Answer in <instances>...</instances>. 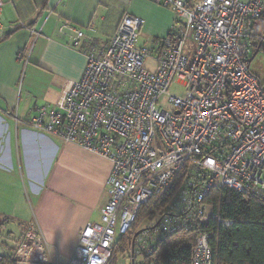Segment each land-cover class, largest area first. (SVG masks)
I'll return each mask as SVG.
<instances>
[{
  "label": "built area",
  "instance_id": "2783aa9c",
  "mask_svg": "<svg viewBox=\"0 0 264 264\" xmlns=\"http://www.w3.org/2000/svg\"><path fill=\"white\" fill-rule=\"evenodd\" d=\"M153 1L177 19L157 52L140 42L145 19L126 14L101 51L91 48L58 108L40 106L32 117L35 127L112 163L100 221L85 225L67 264H107L141 206L173 186L181 171L187 188L180 185L167 207L187 219L220 218L205 202L214 185L264 199V82L251 70L253 54L264 52V0ZM65 28L75 40L85 36L71 21L59 29ZM178 84L182 93H170ZM187 221L166 213L156 225L172 232ZM155 237L143 232L133 250L150 252ZM15 252L19 264H59L36 222ZM212 263L203 233L192 264Z\"/></svg>",
  "mask_w": 264,
  "mask_h": 264
},
{
  "label": "crops",
  "instance_id": "0c3cea01",
  "mask_svg": "<svg viewBox=\"0 0 264 264\" xmlns=\"http://www.w3.org/2000/svg\"><path fill=\"white\" fill-rule=\"evenodd\" d=\"M2 2L0 37L11 32L0 41L4 203L9 213H21L20 207L27 215L19 221L24 230L36 222L53 260L67 264L85 225L100 221L101 209L110 198L112 163L35 127L32 117L40 106L58 108L69 85L81 78L91 48L101 51L126 14L145 19L140 42L150 41L154 52L177 19L170 7L153 0ZM66 20L84 30L85 36L75 40L74 32L60 31Z\"/></svg>",
  "mask_w": 264,
  "mask_h": 264
},
{
  "label": "trees",
  "instance_id": "16d2710c",
  "mask_svg": "<svg viewBox=\"0 0 264 264\" xmlns=\"http://www.w3.org/2000/svg\"><path fill=\"white\" fill-rule=\"evenodd\" d=\"M260 22L264 24V14ZM9 34L11 32L0 37V41ZM185 177L183 171L179 172L173 186L141 206L128 233L117 237L107 264H117V256L126 253V245L132 250L134 243L139 244V235L149 229L144 225L154 220L156 221L152 228L155 233L149 235L156 237L149 241L150 252L142 251L133 258L130 256L133 264L137 255L142 257L140 264H192L193 248L198 236L203 233L209 235L212 264H264V199L258 195L214 185L205 202L220 218L203 222L195 221L191 215L187 219L185 213L167 207L180 185L187 188ZM199 180L202 181V178ZM166 213L171 214L176 223L188 221L185 225L177 224L172 232L161 233L158 231L159 224L156 223ZM3 218L4 221L0 222L1 228L10 221L9 217ZM26 231L27 228L19 239L24 237ZM17 244L5 252H0V264H19L15 252Z\"/></svg>",
  "mask_w": 264,
  "mask_h": 264
},
{
  "label": "rangeland",
  "instance_id": "374dc122",
  "mask_svg": "<svg viewBox=\"0 0 264 264\" xmlns=\"http://www.w3.org/2000/svg\"><path fill=\"white\" fill-rule=\"evenodd\" d=\"M144 42L148 46L151 45L150 41H144ZM251 70L254 74H256L262 80V82H264V52L263 51H259L257 55L254 57V59L252 60ZM182 91H183V86L180 84L174 85L170 89V93H173V94H180L182 93ZM5 186L0 185V222L4 221L3 217H9L10 221L7 222L3 226V228L0 227V252H5L7 249L12 248V245L14 246L18 242H20L21 239L19 238L24 228L22 227L23 224L22 225L19 224V221L22 217L26 218L27 216L26 214L22 212V209L20 207H19V211L21 213H9L10 207L7 205V203H4V198H3L7 191V188ZM155 221L156 220L146 223L144 225V227L149 228L146 231H144L145 233H147V235L155 233L154 231L155 229L152 228L153 225L155 224ZM134 247L137 248L136 243H134V245L132 246V250H130V246L126 245L124 247V249L126 250V253L125 254L121 253L117 256V264H133L132 258L137 253L136 250H133ZM141 260H142V257L137 255L134 262L135 264H140ZM20 264H40V263L28 262V263H20Z\"/></svg>",
  "mask_w": 264,
  "mask_h": 264
},
{
  "label": "water",
  "instance_id": "95a60500",
  "mask_svg": "<svg viewBox=\"0 0 264 264\" xmlns=\"http://www.w3.org/2000/svg\"><path fill=\"white\" fill-rule=\"evenodd\" d=\"M258 51H256L254 54H253V56L251 57V60L254 58V56H255V54L257 53Z\"/></svg>",
  "mask_w": 264,
  "mask_h": 264
}]
</instances>
